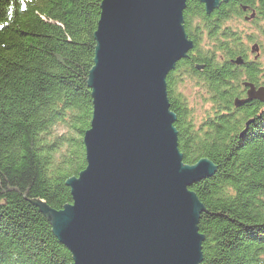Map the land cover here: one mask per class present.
Returning a JSON list of instances; mask_svg holds the SVG:
<instances>
[{"label": "trees", "instance_id": "16d2710c", "mask_svg": "<svg viewBox=\"0 0 264 264\" xmlns=\"http://www.w3.org/2000/svg\"><path fill=\"white\" fill-rule=\"evenodd\" d=\"M101 3L0 0V264H73L38 204L56 211L71 204L66 182L86 168L83 136L93 111L87 81ZM244 7L255 24L262 21L264 36V0L223 2L211 14L187 0L183 26L194 48L176 79H166L183 163L208 159L216 167L190 189L204 207L201 264H264V104H233L245 98L243 83L264 86L259 64L247 61L244 38L229 25ZM238 57L242 66L233 63ZM185 75L212 105L198 125L177 90Z\"/></svg>", "mask_w": 264, "mask_h": 264}, {"label": "water", "instance_id": "95a60500", "mask_svg": "<svg viewBox=\"0 0 264 264\" xmlns=\"http://www.w3.org/2000/svg\"><path fill=\"white\" fill-rule=\"evenodd\" d=\"M199 1L211 14L222 0ZM186 7L187 0H102L87 81L93 111L83 136L86 168L66 182L71 204L60 211L38 204L73 264L203 261L204 207L190 189L216 167L208 159L183 163L166 83L194 48L183 26ZM253 19L254 12L246 21ZM250 53L256 61L259 45ZM243 87L234 108L264 104V86Z\"/></svg>", "mask_w": 264, "mask_h": 264}, {"label": "rangeland", "instance_id": "374dc122", "mask_svg": "<svg viewBox=\"0 0 264 264\" xmlns=\"http://www.w3.org/2000/svg\"><path fill=\"white\" fill-rule=\"evenodd\" d=\"M231 28L237 31L243 38V43L246 45L247 61H254V54L250 53V47L256 43L260 47V55L256 61L259 64L261 78L264 79V36L262 35V21L259 23H247L243 18H237L229 23ZM251 37L253 41H248L247 37ZM207 39H203L200 48L203 50L209 49ZM178 93L184 96L187 100L188 107L193 111L198 125L202 121L205 113L212 107L209 95L204 88L195 80V78L185 75L181 79V83L177 86Z\"/></svg>", "mask_w": 264, "mask_h": 264}, {"label": "flooded vegetation", "instance_id": "af4514ba", "mask_svg": "<svg viewBox=\"0 0 264 264\" xmlns=\"http://www.w3.org/2000/svg\"><path fill=\"white\" fill-rule=\"evenodd\" d=\"M223 3V0L221 1V3L220 4H222ZM253 12H250V11H246V12H243V15L242 16H240L239 18H243L244 19V21L245 22H247V23H254V21L253 20H251V21H246V18H248L249 16H251V14H252ZM220 41H221V51H220V63H221V66H223V21H222V23H221V29H220ZM255 44V43H254ZM260 55V54H259ZM255 58V57H254ZM259 58V57H258ZM258 60V59H257ZM256 60V61H257ZM255 61V60H254ZM255 61V62H256ZM203 70V69H202ZM202 70H200V71H202ZM244 88V87H243Z\"/></svg>", "mask_w": 264, "mask_h": 264}]
</instances>
